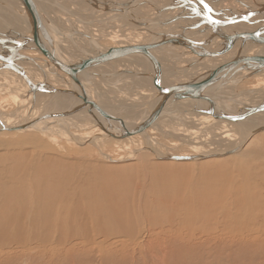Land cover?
Masks as SVG:
<instances>
[{
	"label": "bare ground",
	"instance_id": "obj_1",
	"mask_svg": "<svg viewBox=\"0 0 264 264\" xmlns=\"http://www.w3.org/2000/svg\"><path fill=\"white\" fill-rule=\"evenodd\" d=\"M81 1L82 2L89 1V3H91L93 7L91 6V4H85V3H82ZM183 1L184 0H175V1L150 0L148 3H142V2H139V0H34V5L37 9V12H32V11L28 12L25 6L18 0H1L0 8H6L10 10V12L8 13H11L12 15L14 14L19 15L20 22H18L15 28H9V27H6L4 29L0 28V40H1L0 41V54L3 56H7V57H10L13 54H17L14 56L11 62L0 60V77L2 81L0 82V88L1 89L2 87L4 88V85L7 87L6 84H9L10 82H12V80H15L17 82L18 80L19 81L22 80L23 82L21 81L22 83L20 84L21 85L20 88L26 89L27 85L25 84H28L30 86L29 88L33 90V94H40L41 92L39 90L42 89L44 86H46L47 88L44 87L43 89L45 90L46 88V93H48L49 96L45 94V96L47 95L48 97L40 98L38 95L39 101L40 99L42 100L43 98L42 102H40L41 104L40 108L41 106H45L44 108L45 110L42 111L40 110L39 107L33 108L34 106H32L31 109L33 110L32 111L29 110L30 111L29 115H27V117H25L24 119L22 118V120L14 121L11 119H7L3 117L4 113L0 111V132H16V131H19V129H21L22 131L23 129L29 130L31 128L34 130L35 129L38 130L37 128H41L42 130L39 129L40 132L42 131L43 134H45L46 136L48 135L49 137L50 136L49 133L53 132L54 131L53 129H55L58 132H60V134L68 132L70 133L68 134L70 138L76 139L82 143H86V144L90 143L93 145L97 144L98 142L99 143L103 142V139L108 138V137L123 138L119 136V132H121L122 130L131 129L135 127L137 124L141 123L150 114L151 108L155 107L154 105L155 100L162 98V95H160L159 93L160 91L159 88H164V87L171 86L177 83H187L189 81L197 80L200 78L202 79V76H201L202 74H208V73L211 74L214 72H215V75H217V72H221L222 74H226V75L224 77L223 75H221L218 81H216L215 83L213 82L212 84H209L204 89H202L200 93V96L202 94V98H189V97L185 98L184 97L182 99H173L171 98V96H169L168 102H166L163 105V107H161L159 117L157 118L155 122L152 123V125H154V128H158V129L160 128V130L164 132H168L172 135H176L177 137L179 136L178 127L184 124L185 121L186 123H188L186 118L188 119L190 118L189 119L190 123L192 122L199 123L201 126H204V128L205 126H207V122L212 123V124L220 123L224 126V129L227 131V133L230 130L236 132L235 130L238 128L243 129L244 125L246 126V124L244 123L247 121V124L249 125L246 135H245L247 136L248 133H250L252 130H255L258 126L264 125V111H258L246 117L245 119L235 121V122L228 121L226 119L215 118L219 116V111L227 113V114H237V113H241L245 111L248 107L259 105L256 103L257 100L253 102V99H252L253 97L250 98L249 96V98L252 99V101H250V99L247 97L248 94H246L248 101L243 96L241 100L235 99L236 97L232 95H231L232 97L227 96V93L229 95L232 92L230 87L233 86L235 82L236 83L241 82L248 78V77L243 78L244 77L243 74H249V70H250L249 69L250 67L247 66L246 62L244 63L243 60L241 61L232 60V58L225 59L223 55H220L218 58H215L214 56L216 55L215 52L219 53L220 50L222 51L223 49H225L223 46H226V48L230 49V51L233 54L239 57L242 56L241 57L242 59L246 55L247 56L256 55L259 57L264 56V25L261 22L257 21L258 19L257 17H252L249 15L252 13L251 10L255 7H250V5L249 6L246 5V7L242 5L240 7L238 6L237 7H231V6L227 7L226 4L228 2L226 3V1L224 0H220V1L218 0H190L193 3H196L197 6L201 7L202 11H204L202 13L203 18L205 17L210 23V24H202L196 27L192 23L197 22L200 19L193 17L191 14H189V9L184 8L180 5L181 3H183ZM258 1H261V0H251V1L249 0V3L253 2L254 5H252L251 3L250 4L252 6H255L256 2ZM261 2L264 3V1H261ZM242 4H244V2ZM90 6L92 9L89 8ZM210 14L214 17L212 18L215 20V22L218 23L219 28L214 23H211L214 20L211 19ZM0 16H2V19L4 20L7 17V14L4 13L3 15L2 11H0ZM122 16L123 17L125 16L126 20L131 21L130 22L131 28L134 27L135 31L138 30L139 32H141V33H138L140 35L135 34L137 33L135 31H134L135 33L132 32L131 34L136 38L134 39L133 37H131V39H133L135 43L138 42L136 45H141L143 42L142 41L143 39L141 40L142 38L141 34H144V36L147 34V37L149 36L151 39L152 38L159 39L160 36L156 33V31L162 33L165 30L163 29V27H156V25L159 26L163 24L164 21H169L166 24H170V26L171 24L174 25L173 22L181 21L185 29H192V30H186V31L199 32L201 36L204 37V39L202 40H205V42L197 43L194 40L195 38L193 37V34L191 33L188 34V32L185 35L181 33L183 34V36L182 35L180 36L176 33L177 36L182 40L176 37L173 38L165 33L167 36H165L164 39L167 42H169V44H171L170 42H173L174 45L177 44L176 47L174 46L173 52L171 51L173 49H171L170 50L171 52H166V53H168L169 56L172 57L171 59H174L176 57L180 59L179 61L177 60L176 62H173V60L170 61L167 59L168 60L167 64H165L164 62H161L162 58H160V55H158V53L159 52L163 53V52L162 51L158 52L155 50L158 48L151 49L147 52H140V53L126 52L124 48L129 47V45H127L128 43L126 44V42L123 43L122 41L124 40L123 37L126 36L125 34H127V32L125 33L124 31L128 30L129 27L124 26L126 24L123 25V22H125L126 20L122 21ZM91 18H97L98 21L93 22ZM170 21L172 22L170 23ZM44 25H45V28L43 29ZM115 26H120L121 29L120 27L118 28ZM165 26H166L165 29L166 28L168 29L170 27L169 25H165ZM116 28L117 30L118 29L120 30L117 31ZM174 29H175V26H174ZM143 30H148V31L151 30V31L145 32ZM99 33H101V35L104 34L103 36L108 35V38L112 40V41H109L111 43L109 42L108 43L105 42L103 44L94 43L95 42L94 37L96 36L99 37L98 35ZM116 39L117 40L121 39L120 40L121 42L116 43ZM256 40H261V41H256ZM159 42L154 41V43H158V44ZM179 44H180V48L177 47ZM83 46H85L86 49L82 50L81 47ZM167 46H164V47H167ZM187 49L191 53L187 52L188 54H185L186 52H184L183 54H185V56L179 53L180 51L181 52L187 51ZM161 50H163V48ZM120 51H122L124 54H120L119 56L113 55L115 54V52H120ZM224 51L226 54V50ZM32 54L34 55L32 56ZM37 54H41L45 56L46 58L40 59L41 58V55H40V57H38L39 59H37L38 62H36L34 57ZM191 54H193L194 56H192ZM108 58H110L112 61H110ZM223 58L224 60H229V61L221 63L222 62L221 59L223 60ZM154 59L157 61V63L156 61H154ZM162 61H165V60H162ZM199 63L200 64L204 63L207 65H213V66L206 67L205 65L203 66L202 69L194 72L193 70H196V69H194L193 65L196 66V64H199ZM65 64L67 65L66 71H64ZM188 65L192 66V70L189 69ZM143 72H145V74ZM35 74H41V75L36 76ZM42 74L44 75V77L42 76ZM69 74H78V78H79L80 85L82 88H80L76 83L74 84V82L70 79ZM111 74L112 75L113 74H118V75L123 74L122 75L123 78L117 79L115 78V76L114 77L110 76ZM154 74H158V76H156L155 79H154ZM181 74L184 75V79L182 78V81H179V78L181 76L179 78L178 76ZM198 74L199 76L196 77V75ZM255 74H259V72ZM255 74L252 76H255ZM52 75L59 76V77L62 76L64 79L66 78L68 80L67 84L62 82V85L61 84L57 85V82L58 84L61 82L59 77L55 78V80L53 78L54 80L53 82L59 79L60 82L57 81L55 82L56 84H54L53 82L45 83L47 80V76L51 77ZM118 75L116 77H118ZM10 79L12 80L10 81ZM48 81H52V79L47 80V82ZM95 84L98 85V88H95ZM40 85H42L43 87L42 86L38 87ZM135 86L137 87L141 86L142 88H145V90H142L140 87L139 88L141 90L135 89L134 88ZM14 87L16 86L10 85V89L12 88L14 90ZM99 87H102V88H99ZM108 87H116L117 89L120 88L121 91H126L127 93L125 94L130 95L131 98H132V94L137 95L138 93L140 96V99H138L137 101L135 100L136 98L135 97L134 100L139 102V100L141 101L142 99L143 104L141 103L140 106L138 105L139 107L136 110L135 108H131V109L129 108L130 110L128 109L129 110L128 115L124 119H120V117L119 119H116V117H118L117 111L125 110L127 106H125L126 104L125 101L122 102L121 100H119V98L112 102L108 99L109 97L108 98L105 97V93L107 92ZM152 89L156 91V96L153 93H151L150 90ZM64 91H67V92H64ZM99 91L100 92L103 91V92L100 93ZM256 91L258 93L260 92L258 90H254L253 94L249 93V95L251 94V96H254V100L256 99V95H255ZM22 92H24V89H22ZM233 92H236V91H233ZM122 93L124 95V92ZM237 94L238 93H236V95ZM16 96L19 97V94H17ZM20 96H22V94ZM41 96H44V95L42 94ZM124 96L123 98H125ZM14 97H15V93H14ZM238 98H241V97L238 96ZM33 101H35V97L33 98ZM33 101H31L32 103L31 105H36L33 103L38 102V101L36 102H33ZM157 102H156V105H157ZM262 103H264V98L260 101V104ZM53 104H55L56 107H53L52 106ZM94 104L95 105L97 104L98 106L106 110L108 112V113L106 112L108 117L105 118L97 110H95ZM235 106L238 108V110L233 111L232 108H234ZM205 108L207 109L210 108V111H212L213 114L204 113L203 109ZM166 111H168V114L166 113ZM174 111H176V114ZM46 112L50 113L51 115L49 117L42 118V116H44ZM120 113L122 112H119V115ZM122 117L123 116L121 114V118ZM164 117L167 120H164L162 122ZM83 120H85L84 121L85 123H83ZM178 120H180L181 123L180 121L179 123H177L176 121ZM52 121H55V122H52ZM57 121L66 124L68 128L73 129L76 132L72 133L73 130L66 131L63 129V127L56 126L59 123V122L57 123ZM22 124H24L25 127H21ZM228 126L230 130L227 129ZM192 127L194 128L197 126L192 125ZM185 128L182 127L183 130ZM143 132H140L138 134L141 135ZM53 134H56V133H53ZM53 134L51 135L53 136ZM113 134L116 136H113ZM180 135H181V132H180ZM141 137L144 138L145 136H141ZM171 137L173 138V136ZM32 138L34 139L33 136ZM35 139L38 140L37 138ZM239 140H235V141L233 140L232 142L233 144L228 145L225 148L227 150L233 149L234 150L233 152H235L236 150L235 148L239 146V144L241 145L242 143ZM144 142H145L143 144L144 147L147 150H152V153H153L155 150L154 149L155 147L153 146L152 140L146 139V141ZM261 145L264 147L263 143ZM212 150H213V146H212ZM133 151H135V149ZM219 151L221 152L223 150L220 149ZM219 151L217 150L216 154H218ZM210 153H213V152H210V151L209 152L206 151L202 153L193 152V153H185L184 155H180V156L194 155L195 158L184 159V160L190 161L191 159H199V158L202 159L204 157H208ZM154 154L156 157H161V159H164V158L167 159V157L171 156L170 154L165 155L166 153L159 154V153L154 152ZM138 156L139 155L137 154L136 157ZM143 158L141 159L142 160L141 162L144 164V167L146 168L148 166L144 160L145 158L144 159ZM43 159L44 160L42 162L44 163V165L51 164V166H46L47 170H50V171L52 169L58 170L56 172H52V174L54 175V178L50 176L49 172H48L49 175H43V172H46L47 170L41 169L39 167L36 168L35 170L32 163L31 164L29 163V165H26V166H21L20 164L19 165L15 164V166L14 165L11 166V168L14 167L16 169H14L15 172L13 173V176L11 175L12 174L11 172H13V170L10 169L6 171L11 176V179H9L10 181H8L4 177L5 174L7 173L3 169H0V247L5 246L6 248V246H9V245L11 246L12 244L21 246V245H24L26 241L29 239L33 241L38 240L39 243H41L42 247L44 248H47L49 245H52L55 242L62 244V243L69 242L72 240L82 242L84 243V246H85L86 243H88L89 245H92L93 242H95V239H93L94 238L93 235H97V234L103 238L104 242L107 241L111 237L113 238V235L117 237L125 236V237H128V239L132 240L134 233L137 231L136 224L139 221L137 216L141 214L143 205L144 204L148 205V203L149 205H154L152 201H149V199H146L143 196L144 192H146L145 188H144V191L142 192L139 191V193L137 194L133 192V194L130 193L131 196L126 197L125 195L126 192L120 194V192L118 193L117 191H115L114 187L107 186L105 187L104 190H102L99 187H97L98 184L93 185V186L90 185L89 178L82 179L83 175H89V174L94 175L95 178L105 176L103 175L105 173L100 171V169L93 171V172L86 171L85 174L81 172L78 175L77 174L73 175V172H72L73 176L70 173L69 174L71 176H68L69 175L68 172H71V170L68 171L67 169H65L68 167L64 165L62 160L57 159L55 161L52 158H48V156H46ZM131 159H132V156H131ZM168 159H171V158H168ZM116 160H119V159H116ZM192 161H190V163ZM212 162L214 161L204 163L202 168L208 172H211V171L218 172V171H222L223 168H226V167L221 166L218 170H216V167L214 166L215 163H212ZM209 163H212V164H209ZM3 164L4 163L1 162V165ZM143 164H142V167H143ZM172 165L173 164L169 162L161 164V165L154 164L153 165L154 167L152 166L153 167L152 170L154 172L155 167H159L158 168L159 170H157L156 172L159 174L163 173L166 178L171 179V180L174 179V177L185 175V173L188 170V169H182V167L187 168L188 167L187 164H180L182 166L181 169H176ZM152 170L151 172L150 171L149 172L152 173ZM157 173H154V174H157ZM65 175H67V177ZM223 175L226 176L227 174H223ZM10 176L8 178H10ZM63 176H65L66 178L64 179ZM252 176H253L252 173L246 174V178L249 180L245 182L253 184L252 186L254 188L253 190L259 191L258 189H256V186L258 187L259 184H261L260 182H263V181L260 180V182L256 183V186H255V179H253ZM62 177H63V180L61 179ZM16 183H19V184H16ZM215 183H217V181ZM239 183H236V184L239 185ZM152 185L154 186V184ZM244 186L245 185L243 184V181H242V184L239 185V187H236L235 189L234 188L232 189V187L231 189L230 188L225 189L224 187L223 189L225 190H222L220 192L219 191L216 192V190H218L217 188L219 187H217L216 190L214 189L215 191L214 192L213 186H210V187L204 186L203 187L204 189L202 191H196V192L194 191L195 192L194 194H192L193 192H191L190 196H188V199L184 198V194L180 190L178 192H175L176 187H177L176 186L174 187L175 193L170 199L162 202L160 199L162 196H160L159 200L161 201V205L164 207L171 206V203L174 200L179 201L178 203L179 209L182 210L183 212L187 211L188 213L192 214V213H195V208L197 206H202L204 208H207L208 205H209L208 207H212L213 204H215L216 206L217 203H219L220 206H223L222 205L223 202L227 201V199L225 198H228L227 197L228 194L226 195L227 191L228 193L230 192L232 194H234V190H238L239 192L242 191V195L245 197L242 198L243 199L242 202L237 201L236 204L240 206L241 203L243 202L246 203L245 202L246 199H249L252 197L253 191L251 192L252 189L245 190ZM222 187L223 186H221L220 188L222 189ZM134 188H137V187H134ZM125 190H128V189H125ZM108 191L110 192L107 195L106 193ZM211 194H214V196L210 197ZM159 200L157 201L160 202ZM192 201H196V204L193 205ZM250 204L252 205L253 203H250ZM258 205H260L259 206V208L261 207L260 209H264V200H260ZM144 207H147V206H144ZM256 208L259 209L258 206ZM208 210L210 209L208 208ZM208 210L201 209V213H205ZM212 210H215V209H212ZM261 211L262 213L264 212L263 210ZM237 212L235 213L237 214ZM255 212H257V210H255ZM207 214L209 216L210 213H207ZM230 214H231L230 216H232L233 213L230 212ZM236 214H234L235 218H239L236 216ZM227 216H229V214ZM255 216L257 215L255 214ZM263 216L264 214H261L263 223L260 225L262 226L261 228H263L262 230L264 231V217ZM168 217L169 216H167V218ZM252 217L253 216L251 215V218ZM190 218L188 219L191 220ZM248 218H247V221H248ZM188 219L187 220L185 219V220L188 221ZM178 221L179 222L182 221L181 223L183 225L185 223L187 224V222H183V220L181 219ZM112 222H114L115 224L112 225ZM236 222L238 221L236 220ZM164 224H166V222H164ZM213 225H215V223H213ZM231 225L233 224L231 223ZM149 231H150V228H149ZM224 232L222 234H224ZM178 237L180 238V236ZM30 243L32 242L30 241ZM32 244L35 245V243H32ZM60 249L62 250V248ZM0 252L2 251L0 250Z\"/></svg>",
	"mask_w": 264,
	"mask_h": 264
},
{
	"label": "rangeland",
	"instance_id": "obj_2",
	"mask_svg": "<svg viewBox=\"0 0 264 264\" xmlns=\"http://www.w3.org/2000/svg\"><path fill=\"white\" fill-rule=\"evenodd\" d=\"M172 1H175V0H172ZM218 1H220V0H218ZM224 1H226V3L228 2L226 4L227 7L228 6L240 7L243 2H244V4L246 3L245 5H248V6L250 5V7H253L252 5H254L253 2L252 3L250 2L252 4L251 5L249 3V0H245V1L244 0H237V1L236 0H224ZM261 1H264V0H261ZM82 3L91 4V3H89V1H86V2L84 1ZM91 6H92V4H91ZM91 6L89 8H91ZM1 9L3 10L2 14L3 15H4V13L7 14V17L3 20L2 16H0V28L1 29L2 28L4 29L6 27L15 28L17 26L18 22H20L19 21L20 16L15 15V14L12 15L11 13H8V12H10V10H8L6 8H1ZM1 9H0V11H1ZM124 17L122 16V21L126 20V17L125 18ZM130 22L131 21H129V20H126L125 22H123V25L126 24L124 26H128L129 28H128V30L124 31L125 33L127 32V34L123 33L126 35V36L124 35L125 37H123V38H124V40L126 38L127 39L124 41L122 38V40H123L122 42L123 43L126 42V44L128 43L127 45L133 46V45H136L138 42L135 43L134 40L131 39V37H133L134 39H136V38L133 35H131L132 32L135 31V29H134V27L131 28ZM167 22H169V21H164L163 24H161L159 26L156 25V27H163V29L165 31L162 33L165 36H166V34H170V33H173V34L177 33L178 35L183 36V34L185 35L188 32L186 30H192V29H185V27L182 25L181 21L173 22L174 25L171 24V26H170V24H166ZM171 22L172 21H170V23ZM128 23L130 26L128 25ZM165 25H169L170 27L168 26L169 28L165 29V27H166ZM174 26H175V29H174ZM115 27L119 28L120 26H115ZM120 29H121V27H120ZM120 29L117 30V28H116L117 31H119ZM151 29H153V28H151ZM143 31L147 32L148 30H143ZM150 31L151 30H149L148 32H150ZM135 32H137V33H135ZM135 32H134L135 34L141 33L138 30ZM156 33L160 36L159 39H156V38L151 39L149 36L147 37V34L145 36H144V34H141L142 35L141 40L143 39L142 44H144V43L152 44V43H154V41L155 42L160 41L163 46L160 45L161 47L159 46V47H157L158 49H155V50L158 52L162 51L164 53V54L161 52L158 53V55H160V58H162L161 62H164L165 64H167L168 60H170V61L173 60V62H176L177 60L179 61L180 59L178 57L171 59L172 57H170L169 54L166 53V52H171V51L173 52L174 46L176 47L177 44L174 45L173 42H170L171 44H169V42H167L164 39L165 36L162 33L158 32V31H156ZM181 33H183V34H181ZM190 33L193 34V37L195 38L194 40L197 43L198 42H201V43L205 42V40H202V39H204V37H202L199 32H194V31L188 32V34H190ZM98 35H99V37L98 36L94 37L95 39L97 38L96 40L94 39V41H95V42L93 41L94 43L103 44L105 42L108 43L109 41H112L111 39L108 38V35H105L106 37L103 36L104 34L101 35V33H99ZM138 35H140V34H138ZM144 37L146 39L147 38L148 39L146 40ZM15 38H16V36H15ZM120 40L121 39H118V40L116 39V43L117 42L120 43L121 42ZM160 42H159V44H160ZM109 43H111V42H109ZM164 46H167V47H164ZM170 46H172V47H170ZM177 47L180 48V44ZM223 47L225 49H223L222 51L220 50L219 53L215 52L216 55H214L215 53L213 54L215 56V58H218L220 55H223L225 59H231L232 58V60H237V61L242 60V58H241L242 56L239 57V56L233 54L230 51V49L226 48V46H223ZM162 48H163V50H161ZM81 49L84 50L86 48H85V46H83V47H81ZM166 49L169 51H167ZM171 49H173V50H171ZM227 49L229 50L230 54H229ZM224 50H226V54H225ZM184 52H186L185 54L191 53V52H189L188 49H187V51H182V52L180 51L179 53L183 54ZM222 53H224V54H222ZM185 54H183V55L185 56ZM33 55L34 54H32V56ZM40 55L41 54H37L34 57L36 62H38L37 59H39L38 57H40ZM191 55L194 56L193 54H191ZM191 55H189V56H191ZM236 56L238 59L236 58ZM44 58H46V57L41 55L40 59H44ZM224 58H223V60L221 59V61H222V62L220 61L221 63L229 61V60H224ZM108 59L110 61H112L110 58H108ZM182 59H184V58H182ZM162 60H165V61H162ZM202 64L199 63V64H196V66L193 65L194 69H196L193 71L196 72V71L202 69L203 66H205V65H206V67L213 66V65H207L204 63H202ZM188 67H189V69L192 70L191 65H188ZM143 73L145 74V72H143ZM35 75L38 76L41 74H35ZM117 75L118 74H113V75L111 74L110 76H112V77L115 76V78H117V79L123 78L122 77L123 74H120V75H118V77H116ZM42 76L44 77L43 74H42ZM52 76L51 77L47 76V80L52 79V81L47 82V80H46L45 83L53 82L55 80V78L59 77V76H54V75H52ZM197 76H199V74L196 75V77ZM250 77H248L247 79H245L241 82H237V83L235 82V84H233V86H231L230 88H231L232 92L233 91H236V92H233V93L231 92L229 95L227 93V96L228 97L234 96V97H236L235 99H239V100H241L243 97L247 99V97L249 98V96H250V98L253 97L252 98L253 102L257 100L256 103L260 104V101L264 98V92H263L264 91V70L259 72V74H255V76H253V77L250 76ZM53 78H54V80H53ZM59 78H60L61 82L59 81V79L57 80L60 82L59 84L57 81H55V82H57V85H60V84L62 85V82L67 84L68 80L66 78L64 79L62 76H60ZM178 78H179V81H182V78L184 79V75L181 74L178 76ZM11 80L12 79H10V81ZM21 81L18 80V82H17L15 80H12V82L9 83L10 85H15L18 89L16 87H14V90L12 88L10 89L9 84H6L7 87L4 85V87H6L7 89H5L3 87H2V89L0 88V111H2V113H4L3 117H5L7 119L14 120V121L22 120V118L24 119L25 117H27V115H29V112H30L29 110H31V111L33 110V109H31L32 106H34L33 108H35V107L40 108V105H41L40 102H42L44 97L49 96L48 93H46V88H47L46 86H44V87H46L45 90L43 89L44 87L42 85L38 86V87H41V86L43 87L42 89L39 90L41 93L40 94H33V90L31 88H29L30 86L28 84L23 83V84L27 85L26 89L20 88L21 87L20 84L23 82V81L22 82ZM0 82H2L1 77H0ZM55 82H53V83L56 84ZM95 82H97V81H95ZM116 87H108V90H107L108 93L107 92L105 93V97H107V98L109 97L108 99L112 102L118 98L122 102L125 101V103L127 104V105L125 104V106H127L126 107L127 110L125 108H123V109H125L127 112L125 110L117 111L118 117H116V119H119V117H120V119H124L128 115L129 110L131 108H135V110H136L141 105L143 100L141 99V101L139 100V102H137L138 99H140V96L138 93H137V95L132 94V98H133L132 99L130 95L125 94V93H127L126 91H121L120 88L117 89ZM139 87L142 90H145V88H142L141 86H139ZM139 87L135 86L134 88L140 89ZM95 88H98L97 84H95ZM99 88H102V87H99ZM22 89H24V92H22ZM37 89H39V88H37ZM254 90L260 91L259 93L256 91V93H255L256 99L255 100H254V96H251V94L249 95V93L253 94ZM261 90H263V91H261ZM39 91H37V92H39ZM101 92H103V91H101ZM122 92H124L125 96L123 95ZM14 93H15V97H14ZM16 93L19 94V97L16 96L17 95ZM236 93H238V94L236 95ZM241 93H243V94H241ZM21 94H22V96H20ZM29 94L31 97L29 96ZM42 94L44 96H41ZM45 94H47L48 96L47 95L45 96ZM246 94H248L247 97H246ZM38 95L40 98L43 97L42 100L41 99H40V101L38 100L39 99ZM123 96L125 98H123ZM238 96L241 98H238ZM259 96L261 99L259 98ZM34 97H35V101H33ZM22 98H23V100H22ZM134 98L137 101H135ZM124 99H126V100H124ZM252 99H250V101H252ZM31 101H33V102L38 101V102L33 103L36 105H31L32 104ZM146 101H148V100H146ZM247 101H248V99H247ZM44 104H46V103H44ZM52 106L56 107L55 104H53ZM178 107H180V106H178ZM44 108H45V106H41L40 110L43 111V110H45ZM50 108H52V107H50ZM232 109H233V111L238 110V108L236 106ZM119 112H122V113H120V115H119ZM174 112L176 114V111H174ZM231 112H232V110H231ZM20 113H21V115H20ZM114 113H116V112H114ZM166 113L168 114V111H166ZM121 114L123 116L122 118H121ZM5 118H3V119H5ZM189 119L186 118L188 123H186V121H185V123L182 122L185 124V125L182 124L184 126L180 125L178 127L179 136H177V137H176V135H172L168 132H164V131L160 130V128L159 129L154 128V125L149 126L148 129H146V130H149L150 134L147 133L144 135H147V136H145L146 139L152 140L153 146L155 147L154 152L159 153V154H162V153L165 154L166 153L165 155L170 154L171 156H180V155H184L185 153H193V152L194 153H202V152H206V151L207 152H209V151L210 152H217V150L219 151L220 149H222L224 152L227 150L225 148L226 146L233 144L232 143L233 140L235 141V140L240 139L239 141L242 143H241V145L239 144V146H237L235 148L238 150L237 151L235 150V152H233V153L221 155V156H208V157H204L206 159L202 158L203 160L201 158L191 159L190 161L193 160L191 162L192 163L191 164L189 160H182L183 161L182 162L181 160H172V159H168V158L167 159L166 158L161 159V157H156L154 152L152 153V150H147L144 147L143 144L145 143L144 141H146V139H145V137L144 138L141 137L140 134H138V133L132 134L130 136L123 137V138H112V137L104 138L103 142H101V143L98 142L97 144L93 145L90 143L89 144L82 143L76 139L70 138L68 136V134H70V133H68V132L60 134V132H58L55 129H53L54 131L52 130L53 132L49 133L50 134L49 137H48V135L46 136L45 134H43L42 131L40 132V130H42L41 128H37L38 130H36V129L34 130L31 128L29 130L23 129L22 131H21V129H19V131H16V132H0V169H3L5 172L7 170H10V169L13 170V172H11L12 176H13V173L15 172L14 169H16V168H14V167L11 168V166H13V165L15 166V164H18V165L20 164L21 166H26V165H29V163L30 164L32 163L35 170L38 167L41 169L47 170L46 166H51V164L44 165V163L42 161L44 160L43 158L48 156V158H52L55 161L57 159L62 160L64 165H66L69 169L65 168V167L64 168L67 169L68 171L71 170V172H68V174L70 173L71 175H72V172H73V175H75V174L78 175L81 172L85 174L86 171L93 172V171L100 169V171L105 173V174H103L105 176L95 178L94 175L89 174V175H83L82 179L83 178H89L90 185L93 186V185L98 184L97 187H99L102 190H104L105 187H107V186H111V187H114L115 191H117L118 193L120 192V194L126 192L125 195L127 197V196H131L130 193L133 194V192H134L135 194H137V193H139V191L140 192L144 191V188H145L146 192H144L143 196L146 199H149V201H152V203L154 204V205H149V203H148V205L147 204L143 205L141 214L137 216V218L139 220L136 224L137 231L134 233L132 240L128 239V237H125V236H120V237L118 236L117 237V236L113 235V238L111 237L107 241L104 242L103 238L97 234V235H93V237H94L93 239H95V242H93V244L91 242L92 245H89L88 243L85 242L88 246L86 244L84 246V243L76 241V240H72L69 242L62 243V244L55 242L52 245H49L47 248H44V247H42V244L39 243L38 240L33 241V240L29 239L26 241V243L24 245H21L22 247L18 246L16 244H12L11 246L10 245L6 246V248H5V246L4 247L2 246L3 248L0 247V250L2 251V252H0V264H264V231L262 230L263 228H261L262 226L260 225L263 223V219L261 217V214H264V212L262 213L261 210L264 211V209H260L261 207L259 208L260 205H258L260 200H264L263 199L264 198V190H263L264 189V147L261 145L262 143L264 144V130L259 131V132H255V133H253V135H251L249 138H247L248 136H245L247 129L249 127V125L247 124V121L244 123V124H246V126L244 125L243 129L242 128L236 129L235 130L236 132L230 130V128L228 126L227 129H229L230 131H228V133H227V131L224 129V126L220 123L212 124V123L207 122V126H205V128H204V126H201L199 123H196V122L190 123ZM164 120H167V119L164 117L162 122ZM180 120H178L176 122L179 123ZM84 121L85 120H83V123H85ZM52 122H55V121H52ZM58 122L59 121H57V123ZM162 122H160V123H162ZM250 122H251V120H250ZM180 123H181V121H180ZM63 124L64 123L59 122L58 125H56V126L63 127V129L66 131L73 130V129L68 128L66 124H64V125ZM50 125H52V124H50ZM192 125L197 126V127L193 128ZM213 126H214V128H213ZM182 127L183 128L187 127L188 129L185 128L187 130H185V129L183 130ZM231 128H233V127H231ZM215 129H217V130H215ZM146 130H144V131H146ZM189 130H190V132H189ZM182 131H184V132H182ZM74 132H76V131L73 130L72 133H74ZM180 132H181V135H180ZM53 133H56V134H53ZM51 134H53V136ZM184 134H186V135H184ZM32 136L34 137V139L37 138L38 140H36V139L34 140L32 138ZM171 136H173V138ZM209 140H211V141H209ZM193 142H194V144H193ZM212 146H213L214 151L212 150ZM218 148H220V149H218ZM134 149H135V151H133ZM201 149H202V151H201ZM136 150H138V151H136ZM197 151H199V152H197ZM253 151H254V153H253ZM136 152L140 156V158L141 157L145 158V159L144 158L143 159L147 163L148 167H146V168L144 167V164L141 162L142 158L140 159L139 156L136 157V155H137ZM131 156H132V159H131ZM116 159H119V160H116ZM210 161H214L212 163H215L214 166L216 167V170H218L221 166L226 167V168H223L222 171H218V172L217 171H215V172L214 171H211V172L205 171L202 168V166L204 165V163H208ZM1 162H3L4 164L1 165ZM168 162L172 163L173 164L172 166L175 167L176 169H181L182 166L180 164H187L188 167L187 168L182 167V169H188V170L185 173V175L179 176V177H174V179H172V180L166 178L163 173H160V174L157 173L156 171L159 170L158 169L159 167H155V170L153 172L152 168L154 167L153 166L154 164L161 165V164L168 163ZM212 163H209V164H212ZM142 164H143V167H142ZM53 166H55V165H53ZM190 168H192V169H190ZM234 168H235V170H234ZM151 170H152V173H150ZM56 171H58V170H56V169H54V170L52 169L51 171L47 170L46 172H43V175H49L50 174V176L52 178H54V175L52 174V172H56ZM249 171L250 172L252 171L251 173L253 174V176H252L253 179H255V186H256V183L260 182V180L263 181V182H260L261 183V184H259V186L261 185L260 187L256 186V189H258L259 191L253 190L254 189L252 187L253 184L245 182V181L249 180L246 178V174H251ZM48 172H49V174H48ZM154 173H157V174H154ZM222 173L227 174L226 175L227 177L225 175H223ZM70 174L68 176H71ZM8 175L10 176V174L7 173V174H5L4 177L8 181H10L9 179H11V176H10V178H8L9 177ZM67 175H65V176L67 177ZM106 175L108 176V178ZM208 175L210 176L211 179L209 178ZM65 176H63L64 179L66 178ZM242 176H243V178H242ZM63 177L61 178L62 180H63ZM206 178H207V180H206ZM222 180H224V181H222ZM241 180L243 181V184L245 185L244 186L245 188L243 187L245 190H249V189L251 190L252 189L251 192L253 191L252 197L249 199H246V201H245L247 204L244 202L241 203L240 206L236 204L237 201L242 202V200H243L242 198H244L245 196L242 195V191L239 192L238 190H234V194H232L230 192L228 193V191L226 192V195L228 194L227 195L228 198H225V199H227V201L223 202V204H222L223 206H220L219 203H217L216 206H215V204H213L212 207H208L209 206L208 205L207 208H204L202 206H197L195 208V213H192L193 215L191 213H188L187 211L183 212L182 210H180L178 207L179 201H176V200L172 201L171 206H165L164 207L161 205V201L163 202V201L170 199L174 195V193L178 192L179 190L181 192H183L184 198L188 199V196H190L191 192H193L192 194H194L196 191H202L204 189L203 188L204 186H206V187L207 186L208 187L213 186V191H214V189L216 190V188L221 185V186H223L222 189L220 188L221 187L220 186L219 188H217L218 190H216V192H218V191L220 192V191L228 189V188L231 189V187H232V189L239 187V185L242 184ZM149 181H150V183H149ZM216 181L218 184L215 183ZM191 183H193V184H191ZM199 183H200V185H199ZM219 183H220V185H219ZM236 183H239V185H237ZM16 184H19V183H16ZM152 184H154V186ZM197 185H198V187H197ZM134 187H137V188H134ZM174 187H176L175 192H174ZM224 187H225V189H223ZM118 188H120V189H118ZM125 189H128L129 191L125 190ZM236 191H238L240 195ZM109 192L110 191H108L106 194L108 195ZM127 193H129V194H127ZM229 194H231V195H229ZM166 195H168V196H166ZM224 195H225V193H224ZM253 195H254V197H253ZM160 196H162L163 198L162 197L160 198ZM213 196H214V194L210 195V197H213ZM167 197H169V198H167ZM159 198L161 199V201L159 200ZM230 198H231V200H230ZM157 200H159L160 202H158ZM192 203L194 205V204H196V201H192ZM250 203H253V204L251 205ZM144 206H147V207H144ZM227 206H229V207H227ZM257 206L259 209L256 208ZM214 207H216V208H214ZM223 207H225V208H223ZM208 208L210 210H208ZM201 209L202 210L207 209L208 211L205 212L206 214L201 213ZM212 209H215V210H212ZM238 209L240 212L238 211ZM250 209H251V211H250ZM255 210H257L258 213L255 212ZM209 211H211V212H209ZM216 211H218V212H216ZM221 211H222V213H221ZM237 211L239 212V214ZM230 212L233 213L232 214L233 217L230 216L231 215ZM235 212H237V214ZM207 213H210L209 216L210 217L212 216L211 219ZM146 214H147V216H146ZM228 214H229V216H227ZM234 214H236V216L239 218H235ZM255 214L257 216H255ZM188 215H190V216H188ZM251 215L253 216L252 218H251ZM140 216L142 217V219ZM167 216H169V217L167 218ZM165 217L168 219L169 222L167 221V219ZM185 217H187V218H185ZM227 217L228 218L230 217V218L228 219ZM188 218H190L191 220H189ZM247 218H248V221H247ZM180 219L183 220V222H187V224H189V225H187L186 223H185L186 225L185 224L183 225L181 223L182 221L181 222L178 221ZM185 219L186 220L188 219V221H186ZM249 219H251V220H249ZM236 220L238 222H236ZM232 221H234V222H232ZM164 222H166V224H164ZM177 223H178V225H177ZM201 223H203V224H201ZM213 223H215V225H213ZM231 223L233 225H231ZM114 224L115 223L112 222V225H114ZM172 224H174V225H172ZM251 224H252V226H251ZM258 224H259V226H258ZM235 226H236V228H235ZM232 227H233V229H232ZM149 228H150V231H149ZM212 229H213V231H212ZM160 230H162V231H160ZM222 230H224L226 232H224ZM168 232H169V234H168ZM223 232H224V234H222ZM178 236H180V238ZM183 237H184V239H183ZM253 238H254V240H253ZM30 241L32 243H35V245L30 243ZM132 241H133V243H132ZM60 248H62V250ZM82 248H84V249H82ZM43 249H45V250H43Z\"/></svg>",
	"mask_w": 264,
	"mask_h": 264
},
{
	"label": "water",
	"instance_id": "obj_3",
	"mask_svg": "<svg viewBox=\"0 0 264 264\" xmlns=\"http://www.w3.org/2000/svg\"><path fill=\"white\" fill-rule=\"evenodd\" d=\"M18 1L21 2L25 6V8L28 12L29 11L37 12V9L34 5V0H18ZM149 1L150 0H139V2H142V3H148ZM0 3H1V0H0ZM180 5L184 8L189 9V14H191L193 17L200 19L197 22L192 23L196 27H198L199 25H202V24H210L209 21L205 17L203 18L202 13L204 11H202L201 7L197 6L196 3H193L190 0H184L183 3H181ZM241 5L246 7L245 4H241ZM253 7H255V8H253L251 10L252 13L249 15L252 17H257L258 18L257 21L261 22L264 25V3H262L261 1H258V2H256L255 6H253ZM1 11H3V10L1 9ZM210 16H211V19L214 20L213 19L214 17L211 14H210ZM91 20L93 22L98 21L97 18H91ZM211 23H214L219 28V25H218V23L215 22V20ZM44 28H45V25L43 26V29ZM33 33H34V31H33ZM167 35H169L173 38H175V37L179 38L176 34H173V33L167 34ZM180 40H182V39H180ZM256 41H261V40H256ZM160 45H162V43H160V44H158V43H152V44L145 43V44H141V45L129 46V47L124 48V49L126 52L140 53V52H147L151 49H155V48L159 47ZM120 54H124V53L122 51H120V52H115V54H113V55L119 56ZM15 55H17V54H13L10 57H7V56H3L0 54V60L11 62ZM263 57L264 56L259 57L256 55L243 57V59H242L243 62L244 63L246 62L247 66L250 67L249 68L250 69L249 74H243L244 75L243 78L250 77V76L254 75L255 73H258V72H261L264 70V58ZM154 61H156V60L154 59ZM156 63H157V61H156ZM157 65H156V67H157ZM66 67H67V65L65 64L64 71H66ZM221 75H223V77H224L226 74H222L221 72H217V75H215V72L211 73V74H209V73L208 74H202L201 75L202 79L200 78L197 80L189 81L187 83H177V84L167 86L164 88H159V90H160L159 93H160V95H162V98L155 100V104H154L155 107L151 108L150 114L141 123H139L140 125L137 124L135 127L131 128V129H126V130H122L121 132H119V136L120 137L130 136L132 134H137V133L143 132L144 130L148 129V127L151 126L152 123L155 122L157 120V118L159 117L161 107H163V105L166 102H168L169 96H171V98H173V99H182L184 97L185 98L186 97L187 98L188 97L189 98H202V94L200 96L201 90L204 89L209 84H212L213 82L215 83L216 81H218L220 79ZM156 76H158V74H154V79ZM69 77L74 82V84L76 83L80 88H82L80 85L78 74H69ZM150 91H151V93H153L156 96V91H154L153 89ZM64 92H67V91H64ZM156 102H157V105H156ZM94 108L101 115H103L105 118L108 117L106 114L107 111L104 110L102 107L98 106L97 104L96 105L94 104ZM258 111H264V103L256 105V106L248 107L245 111H243L241 113H237V114H227V113L219 111V116H217L215 118H221V119H226L228 121L235 122V121L245 119L246 117H248L251 114L256 113ZM203 112L207 113V114H213L212 111H210V108L209 109H207V108L203 109ZM50 115H51L50 113L46 112V114H44V116H42V118L43 117H49ZM21 127H25L24 124H22ZM261 130H264V125L258 126L255 130H252L250 133H248L247 138H249L251 135H253V133L261 131ZM147 133L150 134V131L146 130L140 136H147V135H144ZM113 136H116V135L113 134ZM237 150L238 149H236V151ZM233 151H234L233 149L232 150H226L224 152L223 151L218 152V154H216L217 152H213V153H210L209 156L226 155L228 153H232ZM167 158H171L174 160H184V159L195 158V156L194 155H192V156H172V157L170 156Z\"/></svg>",
	"mask_w": 264,
	"mask_h": 264
},
{
	"label": "crops",
	"instance_id": "obj_4",
	"mask_svg": "<svg viewBox=\"0 0 264 264\" xmlns=\"http://www.w3.org/2000/svg\"><path fill=\"white\" fill-rule=\"evenodd\" d=\"M253 77V76H252ZM251 78V77H250ZM5 89H7L6 87H4Z\"/></svg>",
	"mask_w": 264,
	"mask_h": 264
},
{
	"label": "snow or ice",
	"instance_id": "obj_5",
	"mask_svg": "<svg viewBox=\"0 0 264 264\" xmlns=\"http://www.w3.org/2000/svg\"><path fill=\"white\" fill-rule=\"evenodd\" d=\"M206 7H207V5H206Z\"/></svg>",
	"mask_w": 264,
	"mask_h": 264
}]
</instances>
